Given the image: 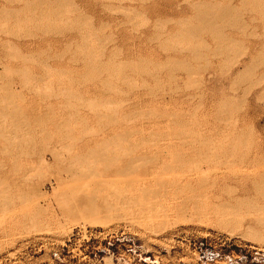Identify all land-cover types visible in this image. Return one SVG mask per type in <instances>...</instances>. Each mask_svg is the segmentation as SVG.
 <instances>
[{"label": "rangeland", "instance_id": "374dc122", "mask_svg": "<svg viewBox=\"0 0 264 264\" xmlns=\"http://www.w3.org/2000/svg\"><path fill=\"white\" fill-rule=\"evenodd\" d=\"M0 264H264V0H0Z\"/></svg>", "mask_w": 264, "mask_h": 264}, {"label": "bare ground", "instance_id": "6f19581e", "mask_svg": "<svg viewBox=\"0 0 264 264\" xmlns=\"http://www.w3.org/2000/svg\"><path fill=\"white\" fill-rule=\"evenodd\" d=\"M247 1H249V0H247ZM244 2H245V1H244ZM249 4H250V3H249ZM198 5H199V4H198ZM204 5H205V4H204ZM255 5H256V4H255ZM214 6H215V5H214ZM204 7H206V6H204ZM225 8H226V7H225ZM222 9L224 10V8H222ZM220 10H221V9H220ZM227 10H228V7H227ZM230 10H231V9L229 8L228 11H230ZM251 10H252V9H251ZM221 11H222V10H221ZM228 11H227V13H229ZM224 12H225V10H224ZM236 12H237V11H236ZM202 13H203V12H202ZM230 13H231V12H230ZM210 14H211V13H210ZM210 14H209V15H210ZM206 15H208V14H206ZM211 15H212V14H211ZM213 15H214V13H213ZM218 15H219V14H218ZM221 15H222V14H221ZM223 15H224V14H223ZM201 16H202V15H201ZM228 16H229V15H228ZM203 17H204V16H203ZM231 17H232V16H231ZM199 18H200V15H199ZM221 18H222V17H221ZM196 19H198V18H196ZM204 19H205V17H204ZM218 19H219V18H218ZM231 19H232V18H231ZM199 20H200V19H199ZM201 20H202V19H201ZM206 20H208V19L206 18ZM209 20H211V19H209ZM233 20H234V19H233ZM204 21H205V20H204ZM204 21H203V22H204ZM211 21H212V20H211ZM213 21H214V19H213ZM234 21H235V20H234ZM216 24H217V23H216ZM233 24H234V23H233ZM233 24H232V27H233ZM206 25H207V24H206ZM212 25H213V24H212ZM208 26H209V25H208ZM214 26H215V25H214ZM214 26H213V27H214ZM218 26H219V25H218ZM198 29H199V28H198ZM200 31H201V30H200ZM217 31H218V30H217ZM218 36H219V34H218ZM229 44H230V43H229ZM227 45H228V44H227ZM85 49H86V48H85ZM89 51H90V50H89ZM92 51H93V50H92ZM94 54H95V53H94ZM86 55H87V54H86ZM89 55H90V54H89ZM92 55H93V54H92ZM93 60H94V58H93ZM43 116H45V114H44ZM40 117H42V116L39 115V118H40ZM39 118H35V119L38 120ZM45 118H46V117H45ZM47 119H48V118H47ZM40 121H42V120H40ZM40 121H39V122H40ZM45 121H46V120H45ZM37 122H38V121H37ZM39 122H38V123H39ZM40 124H41V123H40ZM14 127H16V126L14 125ZM40 127H41V126H40ZM42 128H43V127H42ZM15 129H16V128H15ZM79 135H80V134H79ZM73 138H74V137H73ZM68 140H69V139H68ZM73 141H74V140H73ZM71 142H72V139H71ZM107 143H108V142H107ZM72 144H73V143H72ZM103 145H104V144H103ZM107 145H108V144H107ZM9 148H10V147H9ZM87 150H88V149H87ZM50 154H51V153H50ZM100 154H101V153H100ZM101 155H102V154H101ZM83 158H84V156H83ZM42 161H43V162H46V161H47V158L44 157ZM81 161H82V160H81ZM80 166H81V165H80ZM86 166H87V164H86ZM90 167H91V166H90ZM75 168H76V167H75ZM88 169H89V168H88ZM90 169H91V168H90ZM90 169L87 170V171H90ZM121 169H123V168H120V170H117V171H119V172H116V173H118V174H122V173H123V174H124V172L121 173V171H124V170H121ZM128 169H129L130 171L132 170V169H130V167H128ZM128 169H127V171H129ZM92 170H93V169H92ZM15 171H16V170H15ZM74 171L77 172L76 170H74ZM104 171H106V169H104ZM107 171H108V170H107ZM127 171L125 170L126 175H127ZM67 172H68V170H67ZM90 172H91V171H90ZM77 173H79V172H77ZM84 173H86V172H84ZM91 173H92V172H91ZM91 173H90V174H91ZM95 173L97 174L98 172H95ZM68 174L71 175V174H73V173L71 172V174H70V173H68ZM75 174H76V173H75ZM92 174L94 175V173H92ZM92 174L90 175V177L92 176ZM96 174L94 175V176H96L95 179H98L99 177H97ZM118 174H117V175H118ZM123 174H122V175H123ZM81 175H82V173H81ZM122 175H121V178L125 179L126 176H125V177H122ZM83 176L85 177V174H83ZM88 176H89V175H88ZM88 176L85 178V180L87 179L89 184L93 183V182L89 181V180H91V178H89ZM118 176H119V175H118ZM66 177H67V176H66ZM69 177H70V176H69ZM69 177H67V179H68ZM74 177H75V175H74ZM92 177H93V176H92ZM102 177H104V175H102ZM128 177H129V175H128ZM128 177H127V178H128ZM88 178H89V179H88ZM117 179H118V178H117ZM123 179H122V181H127V180H128V179H127V180H123ZM71 180H73L72 177H71ZM85 180H84V178H83L82 182H80V181H81L80 179H79V181L76 180L77 182H79V184H81V187H76L75 189H78L79 192H81V195H84V190L86 189L85 186H83V188H85V189L82 188V183H83ZM87 180H86V182H84V183H87ZM119 180H120V178L118 179V183L120 182ZM135 180H136V179H135ZM135 180H134V182H135ZM139 180H140V179H139ZM141 180H142V179H141ZM62 181H63V179H62ZM92 181L95 182V180H93V179H92ZM96 181H97V180H96ZM105 181H106V179L102 181V184H101V185H103V182H104V184H105V183H106ZM107 181H108V180H107ZM112 181H113V180H112ZM122 181H121V182H122ZM142 181H143V180H142ZM65 182H67V181L65 180L64 183H65ZM108 182H111V180H109ZM116 182H117V180H116ZM116 182L114 181V182H111L110 184H112V183L115 184ZM129 182L131 183V181H128L127 184H128ZM136 182H138V181H136ZM74 183H76V182H72L71 185H74ZM84 183H83V184H84ZM100 183H101V181H100ZM118 183H117V184H118ZM122 183H123V182H122ZM65 184H66V183H65ZM79 184H78L77 186H79ZM96 184H97V183H96ZM96 184L94 183V184H92V186H93V185H96ZM110 184H107V185L109 186V188H110ZM117 184L115 185L116 187H114V188H116V189L118 188L117 191H119V192L122 191L123 188L121 187V190H120V189H119L120 186L117 185ZM127 184L125 183L124 186H126ZM132 184H133V183H132ZM132 184H131L130 187H128V188L132 189V187H133V188L138 189V190H139V189H142V188H144V190H145V188H146V191H147V188L149 187L148 184H147L146 182L137 183L136 185H134V184L132 185ZM139 184H140V185H139ZM67 185H68V184H67ZM69 185H70V184H69ZM69 185H68V187H69ZM75 185H76V184H75ZM98 185H99V184H98ZM98 185H96L95 187L97 188ZM101 185H100V186H101ZM138 185H139V186H138ZM86 186L88 187V184H86ZM92 186H90V187H92ZM100 186H98V188H99ZM108 186H107V187H108ZM112 186H113V185H112ZM117 186H119V187H117ZM121 186H122V185H121ZM124 186H123V187H124ZM127 186H129V184H128ZM131 186H132V187H131ZM135 186H138V187H135ZM62 187H63V186H62ZM70 187H71V186H70ZM90 187H88V188H90ZM103 187H104V185H103L102 187H100V190H101ZM107 187L105 186L106 189H107ZM66 188H67V187H66ZM72 188H74V186H73ZM92 188H93V187H92ZM98 188H97V190H98ZM109 188H108V189H109ZM112 188H113V187H112ZM124 188H125V187H124ZM126 188H127V187H126ZM126 188H125V190H127ZM90 189H91V188H90ZM108 189H107V190H108ZM150 189H151V188H150ZM150 189L148 188L149 191H147V193L144 192V191L142 192V193H143V197H144V196H147V197L149 196L148 193L150 192ZM70 190H72V189H70ZM78 190H77V192H78ZM100 190H99V191H100ZM103 190H104V189H103ZM113 190H115V189H113ZM125 190L123 189V191H125ZM142 190H143V189H142ZM68 191H69V190H68ZM91 191H92V189H91ZM117 191H116V192H117ZM152 191H153V190H151V192H152ZM158 191H159V190H158ZM158 191H157V192H158ZM71 192H72V191H71ZM139 192H140V190H139ZM151 192H150V193H151ZM153 192H156V191H153ZM145 193H146L147 195H145ZM150 193H149V194H150ZM158 193H159V192H158ZM70 194H71V193H70ZM151 194H152V193H151ZM151 194H150L151 198H152V195H153V194H155V195L158 196L157 193H153L152 195H151ZM124 195H125V194H124ZM124 195H123V196H124ZM126 195H127V194H126ZM155 195H153V198L155 197ZM70 196H71V195H70ZM73 196H74V195L72 194V197H73ZM86 196H87V195H85V197H86ZM123 196H122V197H123ZM159 196H160V195H159ZM159 196H158V197H159ZM72 197H71V198H72ZM88 197H89V196H88ZM86 198H87V197H86ZM120 198H121V197H120ZM127 198H130V197H127ZM131 198H132V197H131ZM133 198H134V197H133ZM148 198H149V197H148ZM80 199H81V198H80ZM134 199H137V198H134ZM154 199H155V198H154ZM130 200H131V199H130ZM132 201H134V200L132 199ZM147 201H148V200H147ZM149 201H150V200H149ZM152 202L155 203V202H156V199H155V202H154L153 199H152V201H150V203H152ZM153 203H152V204H153ZM152 204H151V205H152ZM149 205H150V204H149ZM154 205H155V204H154ZM38 209H39V208H38Z\"/></svg>", "mask_w": 264, "mask_h": 264}]
</instances>
